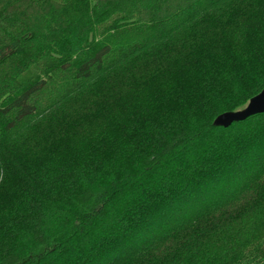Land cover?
<instances>
[{
    "label": "trees",
    "instance_id": "1",
    "mask_svg": "<svg viewBox=\"0 0 264 264\" xmlns=\"http://www.w3.org/2000/svg\"><path fill=\"white\" fill-rule=\"evenodd\" d=\"M264 0H0V264H264Z\"/></svg>",
    "mask_w": 264,
    "mask_h": 264
},
{
    "label": "water",
    "instance_id": "2",
    "mask_svg": "<svg viewBox=\"0 0 264 264\" xmlns=\"http://www.w3.org/2000/svg\"><path fill=\"white\" fill-rule=\"evenodd\" d=\"M259 114H264V89L260 94L252 98L243 109L217 117L213 125L219 128H226Z\"/></svg>",
    "mask_w": 264,
    "mask_h": 264
}]
</instances>
